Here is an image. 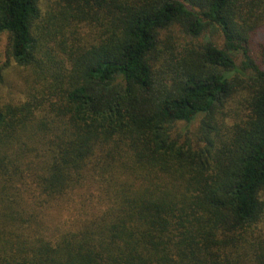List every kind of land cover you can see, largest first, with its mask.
<instances>
[{
	"label": "trees",
	"instance_id": "trees-1",
	"mask_svg": "<svg viewBox=\"0 0 264 264\" xmlns=\"http://www.w3.org/2000/svg\"><path fill=\"white\" fill-rule=\"evenodd\" d=\"M2 36L0 264H264V0H0Z\"/></svg>",
	"mask_w": 264,
	"mask_h": 264
},
{
	"label": "rangeland",
	"instance_id": "rangeland-1",
	"mask_svg": "<svg viewBox=\"0 0 264 264\" xmlns=\"http://www.w3.org/2000/svg\"><path fill=\"white\" fill-rule=\"evenodd\" d=\"M6 47H7V39L5 36H2L0 39V64H7L9 62V67L5 70L4 75V83L0 84V102H6V98L14 100L21 97V90L24 87V81L21 79L24 72L23 69L19 68L14 61H9L8 56L6 55ZM253 55H255L253 53ZM264 69V66H263ZM12 97V98H11ZM198 123L192 126L193 131H196L197 127L199 126ZM262 200L264 201V193L262 195Z\"/></svg>",
	"mask_w": 264,
	"mask_h": 264
}]
</instances>
